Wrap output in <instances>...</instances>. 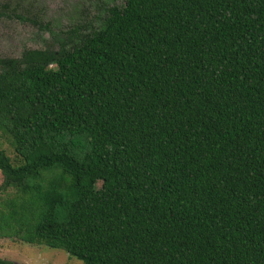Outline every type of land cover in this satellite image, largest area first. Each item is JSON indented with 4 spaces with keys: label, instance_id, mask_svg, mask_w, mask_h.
<instances>
[{
    "label": "trees",
    "instance_id": "1",
    "mask_svg": "<svg viewBox=\"0 0 264 264\" xmlns=\"http://www.w3.org/2000/svg\"><path fill=\"white\" fill-rule=\"evenodd\" d=\"M0 66V240L264 264V0H126Z\"/></svg>",
    "mask_w": 264,
    "mask_h": 264
},
{
    "label": "rangeland",
    "instance_id": "2",
    "mask_svg": "<svg viewBox=\"0 0 264 264\" xmlns=\"http://www.w3.org/2000/svg\"><path fill=\"white\" fill-rule=\"evenodd\" d=\"M126 0H0V60L26 50L72 47L83 35L101 30L108 10ZM1 72V68H0ZM3 176L0 172V195ZM0 259L16 264H84L64 250L0 240Z\"/></svg>",
    "mask_w": 264,
    "mask_h": 264
},
{
    "label": "flooded vegetation",
    "instance_id": "3",
    "mask_svg": "<svg viewBox=\"0 0 264 264\" xmlns=\"http://www.w3.org/2000/svg\"><path fill=\"white\" fill-rule=\"evenodd\" d=\"M42 50H44V49H42ZM26 51H29V50H26ZM26 51H25V52H26ZM25 52H24V53H25ZM24 53H23V54H24ZM21 58H22V57H21ZM5 59H14V58H5ZM17 59H19V58H17ZM1 60H4V59H1ZM1 60H0V61H1ZM0 68H1V66H0ZM1 71H2V68H1ZM0 73H1V72H0Z\"/></svg>",
    "mask_w": 264,
    "mask_h": 264
}]
</instances>
